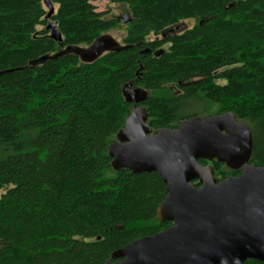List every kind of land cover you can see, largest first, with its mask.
I'll use <instances>...</instances> for the list:
<instances>
[{
	"label": "trees",
	"instance_id": "16d2710c",
	"mask_svg": "<svg viewBox=\"0 0 264 264\" xmlns=\"http://www.w3.org/2000/svg\"><path fill=\"white\" fill-rule=\"evenodd\" d=\"M50 1L60 43L43 0H0V73L13 70L0 76V264H104L170 226L156 219L161 178L111 165L108 148L130 113L125 84L147 92L140 106L152 132L212 116L213 106L233 114L251 132L248 164L264 167V0H105L129 8L128 49L30 67L118 23L92 0ZM187 19L197 24L163 38ZM211 165L218 179L232 172Z\"/></svg>",
	"mask_w": 264,
	"mask_h": 264
},
{
	"label": "water",
	"instance_id": "95a60500",
	"mask_svg": "<svg viewBox=\"0 0 264 264\" xmlns=\"http://www.w3.org/2000/svg\"><path fill=\"white\" fill-rule=\"evenodd\" d=\"M43 4L48 11L49 37L60 43L61 34L50 20L54 6L50 0H43ZM124 49L128 47L103 35L88 47H67L28 66L37 67L66 54L91 64L105 53ZM12 71H3L0 76ZM121 91L131 107L108 148L111 165L116 171L124 168L133 174L156 173L166 186L156 219L173 225L114 251L104 264L264 263V167L248 164L252 150L249 127L226 113L192 117L181 121L176 129L152 132L140 106L147 92L133 88V82L123 85ZM200 161H216L231 170L240 168L241 175L216 183L212 166H203ZM195 180L200 187L194 186Z\"/></svg>",
	"mask_w": 264,
	"mask_h": 264
},
{
	"label": "rangeland",
	"instance_id": "374dc122",
	"mask_svg": "<svg viewBox=\"0 0 264 264\" xmlns=\"http://www.w3.org/2000/svg\"><path fill=\"white\" fill-rule=\"evenodd\" d=\"M91 4L95 7V11L97 13L104 14V18L106 20H117L118 23L116 27L108 30L105 32L104 35L110 36L116 43L119 45H123L124 42L127 40L129 35V28L130 25L127 23H123L122 19H128L130 16V11L128 6L122 5V4H111L105 0H92ZM45 7V6H44ZM46 9V8H45ZM57 9V6H54V13ZM47 11V9H46ZM48 13V11H47ZM197 24V20L195 19H187L183 20L180 23H178L176 26H173L170 30H168V33H177L180 34L188 29L193 28ZM160 38V36H159ZM148 41L154 40L155 37L150 34V36L147 38ZM168 45L164 46V50H167ZM219 84H223V82H220ZM172 89V88H171ZM176 93L175 89L171 90V93ZM218 110L217 106H213L210 108L208 115L215 114V112ZM3 193V191H0V196Z\"/></svg>",
	"mask_w": 264,
	"mask_h": 264
},
{
	"label": "flooded vegetation",
	"instance_id": "af4514ba",
	"mask_svg": "<svg viewBox=\"0 0 264 264\" xmlns=\"http://www.w3.org/2000/svg\"><path fill=\"white\" fill-rule=\"evenodd\" d=\"M171 29V28H170ZM170 29H168V30H170ZM168 30H166L165 32V36H163V38L164 37H166L167 35H171V34H177V33H168L167 34V32H168ZM164 34V33H163ZM212 162H214V161H211V162H208L210 165H206V166H212L211 165V163ZM229 169V168H228ZM230 171H232L231 172V174H229V175H226V177H224L223 179H218L217 177H214V175H213V177L216 179V183H219L220 181H223L224 179H226V178H228V177H233V178H237V177H239L240 175H241V169L239 168V169H235V170H231L230 169ZM193 184H194V186L196 187V188H198V187H200V185H199V182L197 181V180H195L194 182H193ZM160 223V222H159ZM162 223H169L170 224V226L168 227V228H170L172 225H173V223H171V222H162ZM167 228V229H168ZM166 229V230H167ZM165 231V230H164ZM162 232V231H161ZM160 233V232H159ZM249 261H253V262H255V260H247V261H245L244 262V264H247ZM256 262H259V261H256ZM259 263H263V262H259Z\"/></svg>",
	"mask_w": 264,
	"mask_h": 264
},
{
	"label": "bare ground",
	"instance_id": "6f19581e",
	"mask_svg": "<svg viewBox=\"0 0 264 264\" xmlns=\"http://www.w3.org/2000/svg\"><path fill=\"white\" fill-rule=\"evenodd\" d=\"M163 34V33H162ZM166 35V34H165ZM165 35H162V36H165Z\"/></svg>",
	"mask_w": 264,
	"mask_h": 264
}]
</instances>
